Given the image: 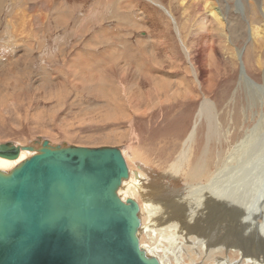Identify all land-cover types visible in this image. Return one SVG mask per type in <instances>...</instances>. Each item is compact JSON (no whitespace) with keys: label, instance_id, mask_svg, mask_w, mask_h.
<instances>
[{"label":"rangeland","instance_id":"rangeland-1","mask_svg":"<svg viewBox=\"0 0 264 264\" xmlns=\"http://www.w3.org/2000/svg\"><path fill=\"white\" fill-rule=\"evenodd\" d=\"M69 1L71 6H68L73 8L72 17L77 24L72 21V27L67 28V31L46 26L44 29L35 31V34L34 31H28L31 33V35L28 33L29 37L24 33L25 39H34L35 42L34 53L30 56L26 49H22V46H17L18 43L13 42L11 33L5 32V24H7L8 18H11L14 8L11 5L10 12H7V8L5 9L3 6L4 12L0 15V59L10 53H16L17 59L19 55L25 53L28 56L20 59L17 66L14 59H12L13 62L9 59L7 64L3 63L5 66L0 69V143L14 141L17 144H28L40 138H47L54 143L68 145L118 146L126 152L127 159L132 164H134L132 159L138 155L136 151L144 152L147 159H150L149 165L154 173H160L164 167H167L165 165L172 162L181 151L183 141L194 124L199 105L206 95L217 106V114L220 119L218 126L224 130L228 139L221 144L213 140L214 142H210V147H224V150L227 151L225 153L226 160L234 159L232 157L238 159L233 161L234 165L241 161L247 148L237 149L236 144L241 141L247 130L253 129L254 125L258 123V119L263 118L264 120V96L254 106H251L250 101L245 104L247 96L242 84L245 72L246 76L256 85L261 87L263 84V71L252 62L254 55L251 52L248 54L251 43L249 34H245V36L235 34L237 40L233 42L239 48L240 56L239 66L233 67L229 61L227 46L225 48L221 42L217 29L212 31L215 42L211 48L204 43L207 37H202L206 32H203L199 27L195 26L196 29L188 33L187 38H190L189 41L193 43L192 45L190 43L191 60L198 68L199 78L203 82L202 88H199L190 69L189 59L180 42L177 41V47H161L153 52L151 51L153 49L140 48L135 44L139 37L146 36V31L139 29L134 34L129 32L130 24H127V15H129L130 1ZM170 1L163 0L167 6ZM176 1L173 0V2ZM213 1L216 5L223 6L226 15L233 19L232 23L241 19L243 23L247 21L249 24V0H247L248 2L246 0ZM257 1L261 3V0ZM80 3L85 6L82 7ZM74 5L76 6L74 7ZM178 5L181 4L176 2L173 9L179 18L183 15V10ZM158 9L163 11L161 7ZM65 13L52 12L50 22L55 24L56 21L65 19ZM117 13L119 15L124 13L121 19ZM97 18L99 22L96 25L93 20ZM203 18H198L194 23H200ZM73 26L76 27L73 28ZM118 26H121L122 29ZM109 30L111 34L108 32ZM107 34L117 37L119 42H127L128 45L121 43L109 52L108 48L106 49L107 46L102 44L103 40H106ZM174 34L178 38L175 29ZM173 52L174 55H172ZM105 54H108L109 57L112 55V58L104 59L102 56ZM114 54H116L117 63L120 64H117L119 66L116 67L118 71H115L114 66L117 65L112 62ZM131 55L132 57L129 59L124 58V56L130 57ZM96 60H98L96 63L100 64L95 68L97 71L93 69ZM88 68L92 70H88ZM101 69L103 71L99 73ZM143 76L147 77V82H144ZM214 76L215 78H213ZM155 78L166 82L167 86L172 87L171 90L161 89L163 92L167 90L166 93H161ZM214 79L215 81H212ZM129 82H134L132 84L134 87L135 83L138 84L137 92L139 94L134 95L137 88L135 87L134 90V87H130L131 83ZM149 83L153 86H150ZM123 84L126 88L123 87ZM140 86L142 88H139ZM129 87L130 89H127ZM113 88L118 90V93L114 94ZM148 88H151L152 91H149ZM173 89L180 95L173 94L171 92ZM143 91L146 92L145 96H142L145 94ZM147 91L151 93L148 94ZM126 95L131 96L126 97ZM137 95H140L141 98H138ZM12 99L16 100L13 104L10 101ZM207 129L208 123L206 119H202L198 125L195 139V155L199 156L205 148L204 145L207 144V138H205ZM238 150L241 152L236 154L235 152ZM228 152L232 154H228ZM196 159L195 156L193 163ZM170 180L168 178L165 182H171L172 185L175 184V188L184 190L182 188L185 184L184 181L173 182L175 180ZM172 207H178V205ZM214 214L215 211L210 215L209 211L197 212L193 220L201 231L208 230L210 227L221 228L219 237L222 241L228 233L224 229L226 218L218 214L211 222L210 219ZM184 216L187 215L184 213ZM185 229L186 227H184ZM190 237L192 239L191 235ZM190 237L188 236L186 239L188 240ZM240 259H242L241 256L226 252L220 257V262L227 260L228 263H236Z\"/></svg>","mask_w":264,"mask_h":264},{"label":"bare ground","instance_id":"bare-ground-1","mask_svg":"<svg viewBox=\"0 0 264 264\" xmlns=\"http://www.w3.org/2000/svg\"><path fill=\"white\" fill-rule=\"evenodd\" d=\"M128 1H130L129 15H127V24H130L129 32L134 34L135 31L139 29L140 31H146V36L139 37L135 44L140 48L153 49L151 50L153 52L155 49L159 50L161 47H177V41L180 42L187 58L189 59L191 66L190 69L196 78L199 88H202L203 82L199 78L198 68L191 60L192 49L190 50L191 42L189 41L190 38H187L188 33L193 32L194 29H196L195 26L199 27L203 32H206V36L204 35L202 38L207 37V39H205V42L203 40V42L211 48L215 42L212 31L217 29L218 35L221 37V42L224 44V47L227 46V54L230 57L229 61H231L233 67L239 66L238 61L240 56V50L233 42H236L237 40L235 34L238 33V35L242 36L249 34L251 43L249 45L248 54L251 52L254 55V60L252 62L263 71V84L259 87L246 76L247 73L245 72V77H242V84L247 96V102L245 100V104L250 101V103H252L251 106H254L256 105V102L259 100L261 101V97L264 96V0H261V3L257 0H249V24H247V21L246 23H243L241 19L232 23L233 19H231L229 15H226L223 6L220 7L219 5H216L213 0H177L176 2L181 4L178 6L183 10V15L179 18L176 16V12L173 9L176 3L173 2V0L169 2V6L165 5L163 0ZM11 5L13 6L14 11L11 18H8L7 24H5V32L11 33L13 42L18 43L16 44L17 46H22V49H26L29 56L34 53L35 47H33V45L35 42L34 39H25L24 33L28 36V33H30L28 31H34L35 34V31L44 29L46 26L47 28L55 27L56 29L61 28L67 31V28L70 26L72 27V21H74L72 17L73 8L69 7L71 6L69 0H0V15L4 12L3 6L5 9L7 8V12H10ZM80 5L82 6L81 3ZM75 6L76 5H74V7ZM158 7H161L163 11L159 10ZM54 11H60L62 13H65L66 11L64 16L66 15V18L68 17V19H61L56 21L55 24H52V22H50V16ZM122 15H119L120 19ZM200 17H204L203 20L200 23H194V21L198 20ZM93 21L96 25L99 22L98 18ZM74 23L76 22L74 21ZM79 25L81 24L79 23ZM9 27L12 28L10 29ZM74 27L76 26H73V28ZM174 29L178 33V38L174 34ZM15 32L16 34H14ZM108 32L111 34L110 30ZM109 34H107L106 40H103L102 42V44L107 46L106 49L108 48L107 50H109V52L114 50L116 46L121 43L128 45L127 42H119V40L116 39L117 37L115 38L113 35ZM37 40L38 38L36 41ZM192 44L193 43H191V45ZM27 54L19 55L18 59L16 53L6 55V58L3 57L0 59V69L5 66L3 63H6L9 59L12 62V59H14L15 65H19L18 63L20 62V59H23L24 57L26 58V56H28ZM172 55H174V52ZM102 57L109 60L112 58V55L109 57L108 54H105ZM131 57L132 55L130 57L124 56L125 59ZM98 59H100V57ZM113 60L114 61L112 62L114 64H119L117 63L118 60L116 54L113 55ZM249 60H251L250 57ZM97 61L98 60L94 61L95 64L94 68L92 67L93 69L100 65H98L99 62L96 63ZM119 65L114 66L115 71H118V68L116 70V67ZM88 70L92 69L88 68ZM95 70H93L94 73ZM101 71H103V69H101L99 73H101ZM146 78L144 82L146 81ZM213 78H215V76ZM147 80L149 81V79ZM155 81L160 90H171L172 88L167 86L168 84L164 81L157 80L156 78ZM212 81H215V79ZM212 81L210 82L212 83ZM129 83H131L130 87H134L132 85L134 82ZM141 83L140 85H142ZM149 84L150 86H153V84ZM124 85L125 84H123V87ZM134 85H136L135 87L137 88L138 84L135 83ZM208 85L210 87V84ZM130 87L127 89H130ZM135 87L133 88L134 90ZM124 88H126V86ZM139 88H142V86ZM114 89L115 88H113V90ZM138 90L139 89L137 88L134 95H136V93L139 94V92H137ZM173 90L171 91L173 94L180 95L177 91ZM149 91H152V89L150 88ZM166 91L163 92L161 90V93H166ZM113 92L116 94L118 93V90H114ZM144 93L142 96L146 95V92ZM150 93L151 92L148 94ZM129 94L132 95L133 93ZM131 95H126V97ZM139 97L141 98L140 95L138 98ZM10 101L12 104L16 102L15 99ZM202 119H206L208 123L207 137H205L207 138V144L204 145L205 148L198 156L195 155L194 150L196 148L195 139L198 125ZM257 122L258 123L254 125L253 129L247 130L241 141L236 144L237 149L243 148L244 150L247 148L245 153L242 150L244 155L242 154V156L240 154L242 158L239 163H236L238 164L237 166L236 164H233V161L235 162L238 160H236L235 157H232L234 159H228L229 161L226 160L227 157L225 153L227 151L224 150V147H210V142L216 141L221 144L223 141H228V139L226 138L224 130L218 126L220 119L217 114V106L214 101L206 95L203 97L199 105L194 124L186 139L183 141L181 151L172 162L165 165L167 167H164L160 173H154V170L149 165L150 159H147L148 157H146L144 152L136 151L138 155L134 154L136 156L132 159L134 161V164H132L127 159L126 152L122 150L128 163L130 175L127 179L123 180L118 192L123 200L131 197L139 203V215L141 217L139 236L141 244L149 254L159 257L162 264H264V120L263 118L258 119ZM39 140L40 142L36 144V146H38L37 149L42 145V141L45 140V138H40ZM49 142L52 146L61 144L54 143L51 140H49ZM31 143L34 144V141ZM239 151L240 150L235 153L239 154ZM229 153L230 152H228V154ZM33 154L34 152L22 149L19 157L15 159H8L0 156V169L9 170L20 164L24 159L31 157ZM195 156L197 159L195 160V163H193V158ZM168 178L175 180L173 182H177V180L184 181L183 183L185 184L184 187H182L184 190L175 188V184L172 185L171 182L167 183L168 180L165 182ZM173 205H178V207H172ZM201 211H209V215L215 211V214L210 219L211 222L218 214L226 218L224 229L227 230L228 233L224 237V240H222L223 242L219 237L221 228L214 229L213 227H210L208 230L201 231L198 226L195 225L193 220L194 215ZM184 213L187 216H184ZM184 227H186L185 230ZM190 235L192 236V239ZM188 236L194 243L189 239H186ZM226 252H232L234 255L241 256L242 259L236 263H228L227 260L220 262V257L226 254ZM244 259H246V261H244Z\"/></svg>","mask_w":264,"mask_h":264},{"label":"water","instance_id":"water-1","mask_svg":"<svg viewBox=\"0 0 264 264\" xmlns=\"http://www.w3.org/2000/svg\"><path fill=\"white\" fill-rule=\"evenodd\" d=\"M0 143L34 154L0 169V264H162L139 236L140 205L118 189L130 175L118 146Z\"/></svg>","mask_w":264,"mask_h":264}]
</instances>
